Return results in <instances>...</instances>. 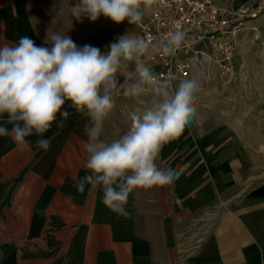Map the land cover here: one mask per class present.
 Segmentation results:
<instances>
[{"label":"crops","instance_id":"obj_1","mask_svg":"<svg viewBox=\"0 0 264 264\" xmlns=\"http://www.w3.org/2000/svg\"><path fill=\"white\" fill-rule=\"evenodd\" d=\"M69 1L0 0V46L22 36L50 46L47 33L71 35L58 28ZM118 37L103 32L92 46L106 52ZM235 46L234 75L199 87L195 119L162 151L179 175L133 192L127 216L102 203L101 189L74 187L86 174L89 121L67 104L71 115L58 116L45 134L46 151L37 149L35 135L23 146L0 137V264H264V11L235 33ZM125 73L117 74L107 140L125 133L130 112L153 99L147 92L125 97L133 82ZM5 121L0 117L10 130Z\"/></svg>","mask_w":264,"mask_h":264},{"label":"clouds","instance_id":"obj_2","mask_svg":"<svg viewBox=\"0 0 264 264\" xmlns=\"http://www.w3.org/2000/svg\"><path fill=\"white\" fill-rule=\"evenodd\" d=\"M153 0H81L73 15L95 22L101 15L116 24L127 20L138 25L144 9ZM185 40L176 30L160 45L162 55L174 54ZM37 46L29 36L15 45L0 46V137H9L18 146L35 135L36 147L48 150L45 134L58 116L71 115L65 105L88 118L84 131L86 174L76 180L80 193L86 186L102 190V203L113 213L127 216L130 195L137 189L166 185L179 174L161 159L166 144L179 136L196 117L199 82L184 78L178 84L157 83L146 57L154 45L132 32L118 37L106 52L84 45L78 47L68 34L47 33L45 45ZM134 63L136 79L126 83L123 95L138 99L148 88L154 95L150 104L137 106L129 114L130 126L119 138L105 139L106 123L116 107L114 91L117 74ZM62 126V125H61Z\"/></svg>","mask_w":264,"mask_h":264},{"label":"built area","instance_id":"obj_3","mask_svg":"<svg viewBox=\"0 0 264 264\" xmlns=\"http://www.w3.org/2000/svg\"><path fill=\"white\" fill-rule=\"evenodd\" d=\"M262 11L264 5L234 7L219 0H153L137 27L138 35L155 46L146 63L156 82L178 84L195 78L202 86L207 80L229 81L235 71V33ZM251 28L255 32L257 27ZM176 30L185 34L182 46L174 54L162 55L159 45Z\"/></svg>","mask_w":264,"mask_h":264},{"label":"rangeland","instance_id":"obj_4","mask_svg":"<svg viewBox=\"0 0 264 264\" xmlns=\"http://www.w3.org/2000/svg\"><path fill=\"white\" fill-rule=\"evenodd\" d=\"M81 0H70L67 2V9L63 10L60 18V22H58V28L62 30L72 31L71 38L75 42V44L79 47L80 41H85L88 39L89 45L92 46L93 42L98 40V36L103 37V32H113L116 30L121 36L132 32L134 35H138V27L137 25L130 24L127 20H125L122 24H116L109 18H105L103 15L99 17L98 20L93 22L87 16H81L77 19L76 16L73 15L74 8ZM127 67L122 68V73L126 72L125 79L126 82L128 80L136 79L135 65L131 63L130 70L126 71ZM205 86V85H202ZM147 93L154 95L152 88H148Z\"/></svg>","mask_w":264,"mask_h":264}]
</instances>
